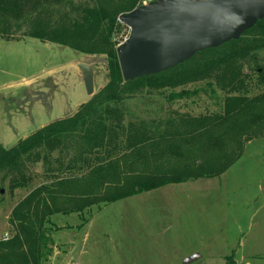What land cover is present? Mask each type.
Returning a JSON list of instances; mask_svg holds the SVG:
<instances>
[{
  "label": "trees",
  "instance_id": "1",
  "mask_svg": "<svg viewBox=\"0 0 264 264\" xmlns=\"http://www.w3.org/2000/svg\"><path fill=\"white\" fill-rule=\"evenodd\" d=\"M139 3L0 0L1 38L10 41L27 28L23 37L85 55L105 56L108 63L107 85L76 114L47 125L11 149L0 144V175L10 180L11 194L29 187L25 162L49 163L53 153H58L56 160L61 162L69 145L74 148L67 177L57 175L55 182L33 189L14 207L10 224L15 230L12 238L0 240V264L47 262L53 252L46 229L48 218L60 214L66 205L84 212L94 205L113 204L171 184L215 178L240 158L244 141L264 135V92L250 97L252 77L245 73L254 63L257 80L264 83V57H259L264 53V20L237 41L198 53L167 72L125 83L115 35L125 28L119 17L140 7ZM204 81L227 92L223 114L181 120L176 116L166 121L163 129L161 121L127 123L125 104L136 96L175 91ZM187 95L172 92L168 99L174 102ZM195 146L196 154H188ZM209 153H215L210 163H189V159ZM226 264H236L235 257H228Z\"/></svg>",
  "mask_w": 264,
  "mask_h": 264
},
{
  "label": "rangeland",
  "instance_id": "2",
  "mask_svg": "<svg viewBox=\"0 0 264 264\" xmlns=\"http://www.w3.org/2000/svg\"><path fill=\"white\" fill-rule=\"evenodd\" d=\"M123 26L115 35L116 51L130 34ZM26 31L10 41L0 37V144L5 149L72 117L108 83L105 56L23 37ZM85 64L93 66L92 96L77 70ZM250 66L245 73L251 74L250 97H255L264 92V83L257 80L255 64ZM172 92L188 95L170 102ZM226 98L227 92L216 83L204 81L175 91L145 92L126 102L125 114L127 123L161 121L163 129L176 116L181 120L223 114ZM69 147L59 159L62 164L56 160L58 153L49 163L25 162L23 171L31 179L28 189L11 194L10 180L0 175V240L12 238L11 214L21 200L33 189L55 182L57 175H69L66 169L74 150ZM196 148L187 153L196 154ZM214 154L195 156L189 163L208 164ZM75 210L66 205L48 218L53 252L44 264H184L195 255L199 258L191 264H226L231 256L236 264H264V135L244 141L240 158L215 178L187 180L84 212Z\"/></svg>",
  "mask_w": 264,
  "mask_h": 264
},
{
  "label": "water",
  "instance_id": "3",
  "mask_svg": "<svg viewBox=\"0 0 264 264\" xmlns=\"http://www.w3.org/2000/svg\"><path fill=\"white\" fill-rule=\"evenodd\" d=\"M264 20V0H158L119 17L130 34L118 46L125 83L174 69L198 53L239 40ZM94 94L93 66L79 65ZM199 256L185 260L191 264Z\"/></svg>",
  "mask_w": 264,
  "mask_h": 264
},
{
  "label": "built area",
  "instance_id": "4",
  "mask_svg": "<svg viewBox=\"0 0 264 264\" xmlns=\"http://www.w3.org/2000/svg\"><path fill=\"white\" fill-rule=\"evenodd\" d=\"M151 2H153V0H144L143 1V3H144V5H148V4H150ZM9 238L6 236V237H4V240H8Z\"/></svg>",
  "mask_w": 264,
  "mask_h": 264
}]
</instances>
